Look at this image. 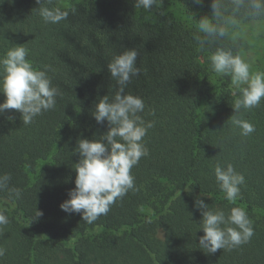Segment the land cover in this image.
<instances>
[{"label":"trees","instance_id":"16d2710c","mask_svg":"<svg viewBox=\"0 0 264 264\" xmlns=\"http://www.w3.org/2000/svg\"><path fill=\"white\" fill-rule=\"evenodd\" d=\"M54 3L76 11L59 25H44L32 14L36 0L0 2V49L28 44L37 63L56 69L54 83L63 93L57 109L32 126L16 110L0 116V174L11 176L0 191V210L10 221L0 232L7 249L0 264H264V101L243 114L255 131L242 137L231 123L239 93L233 96L230 78L213 73L208 61L216 47L241 51L242 42L227 38L201 48L185 11L198 20L210 13L209 0L203 8L192 0H162L149 11L135 9V0ZM127 49L137 50L141 69L129 89L144 98L145 119L156 121L146 137L150 156L133 169L139 190L88 225L60 204L75 187L78 140L107 131L92 112L114 86L107 63ZM217 163L245 175L239 203L255 235L240 249L210 255L198 247L203 231L193 233L187 214L200 222L194 208L200 193L209 206L224 203L213 175Z\"/></svg>","mask_w":264,"mask_h":264},{"label":"clouds","instance_id":"9594fccd","mask_svg":"<svg viewBox=\"0 0 264 264\" xmlns=\"http://www.w3.org/2000/svg\"><path fill=\"white\" fill-rule=\"evenodd\" d=\"M2 2V0H0ZM162 0H135L137 10L149 11L159 7ZM38 8L32 14L44 25H59L67 21L76 9L66 5L56 6L54 0H36ZM192 4L203 8L205 0H192ZM210 13L196 19V13L185 8L192 21L195 32L193 39L203 48L205 44L231 38L237 40L246 35L245 22L249 26L264 24V0H209ZM31 14V15H32ZM138 52L127 49L113 54L107 63L114 86L109 94L98 99L92 116L97 124L104 125L107 131L93 139L81 138L75 151L80 159L74 165L75 187L68 193L69 198L60 204L61 210L68 214H79L82 220L92 225L106 216L113 205L129 193L139 189L134 167L143 158L150 156L146 137L156 126L155 120H146V103L141 95L133 93L129 86L141 74L136 66ZM210 69L217 76L228 77L231 81L236 115L231 123L239 129L242 137L255 131V125L243 118V114L260 106L264 101V71H253V61L239 50L218 46L208 58ZM51 73V75H50ZM56 69L51 63H37L32 57L28 44L0 49V94L5 97L0 103V116L7 110L21 114L25 126L34 125L46 113L57 109V100L63 96L54 83ZM149 115H154L148 112ZM9 121L12 116L6 117ZM216 188L222 193V205L209 206L200 193L194 198V208L200 212V222H187L191 230L199 229L203 235L198 238V247L207 254L218 250L230 252L250 243L255 235L254 221L239 201L243 199L242 189L246 187V177L231 163L213 167ZM11 176L0 174V191L8 188ZM190 191V188L188 189ZM19 196V189H13ZM176 195L180 196L178 190ZM43 213L37 212L39 217ZM10 223L4 210H0V232ZM149 223L151 221L149 220ZM158 236L164 240L158 228ZM7 249L0 246V259Z\"/></svg>","mask_w":264,"mask_h":264},{"label":"rangeland","instance_id":"374dc122","mask_svg":"<svg viewBox=\"0 0 264 264\" xmlns=\"http://www.w3.org/2000/svg\"><path fill=\"white\" fill-rule=\"evenodd\" d=\"M65 3V2H64ZM176 5H170L175 7ZM246 35H242L235 41L242 42L241 53L253 61V71H264V24L249 26L245 22ZM45 160L38 161L35 172H30V178L34 179Z\"/></svg>","mask_w":264,"mask_h":264}]
</instances>
